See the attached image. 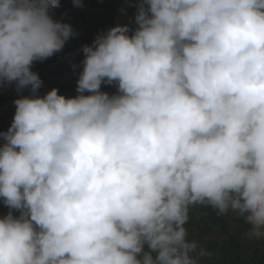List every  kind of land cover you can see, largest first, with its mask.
Returning <instances> with one entry per match:
<instances>
[{
	"label": "clouds",
	"instance_id": "1",
	"mask_svg": "<svg viewBox=\"0 0 264 264\" xmlns=\"http://www.w3.org/2000/svg\"><path fill=\"white\" fill-rule=\"evenodd\" d=\"M58 7L0 0V83L19 94L0 264H202L197 206L264 240V0H140L134 26L82 46L75 95H41L32 65L78 35Z\"/></svg>",
	"mask_w": 264,
	"mask_h": 264
},
{
	"label": "trees",
	"instance_id": "2",
	"mask_svg": "<svg viewBox=\"0 0 264 264\" xmlns=\"http://www.w3.org/2000/svg\"><path fill=\"white\" fill-rule=\"evenodd\" d=\"M81 3L82 7H76L73 0H60V7L54 9L55 17L70 23L78 35L70 38L60 52L32 65L43 81L41 95L53 87L66 96L75 95L77 79L82 70V46L90 44L97 33L107 31L117 23L134 26L140 0H81ZM101 87L110 94L116 91L115 85L102 84ZM23 94H28L27 89ZM18 95L14 84L0 83V132L6 131L11 124L15 112L13 101ZM8 211L0 198V217ZM235 222L238 226H247L238 216ZM186 226L189 231L202 234H208L217 227L221 234L220 239L205 240L203 246L213 252V256L202 264H264V240L256 242L250 255L245 256L242 241L230 229L226 216H218L211 207L192 208Z\"/></svg>",
	"mask_w": 264,
	"mask_h": 264
},
{
	"label": "rangeland",
	"instance_id": "3",
	"mask_svg": "<svg viewBox=\"0 0 264 264\" xmlns=\"http://www.w3.org/2000/svg\"><path fill=\"white\" fill-rule=\"evenodd\" d=\"M229 225H230V229L240 238V240L242 241V245H243V250L245 253V256H249L251 253V250L253 248V245L260 241V240H248L245 238L244 233L247 230V227H243V226H238L235 222L236 216L234 214H229L226 216ZM190 233L192 234V236L196 239H198L202 245L205 244V240L206 239H220L221 238V234L219 233L217 227H215L210 233L208 234H202L200 232L197 231H193Z\"/></svg>",
	"mask_w": 264,
	"mask_h": 264
}]
</instances>
